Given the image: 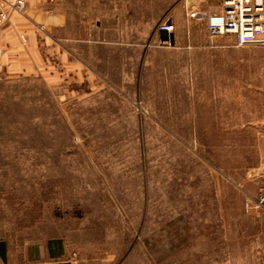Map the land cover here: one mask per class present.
<instances>
[{
  "label": "rangeland",
  "instance_id": "rangeland-1",
  "mask_svg": "<svg viewBox=\"0 0 264 264\" xmlns=\"http://www.w3.org/2000/svg\"><path fill=\"white\" fill-rule=\"evenodd\" d=\"M28 5L67 0L12 12ZM163 7L119 34L95 13L70 11L61 33L39 23L51 44L75 38L82 66L0 74V237L15 253L61 239L72 264H264V211L245 207L264 190V46L211 43L187 15L163 42Z\"/></svg>",
  "mask_w": 264,
  "mask_h": 264
},
{
  "label": "crops",
  "instance_id": "crops-1",
  "mask_svg": "<svg viewBox=\"0 0 264 264\" xmlns=\"http://www.w3.org/2000/svg\"><path fill=\"white\" fill-rule=\"evenodd\" d=\"M176 0H67L66 11L61 7L55 8L51 15H44L42 9L29 7L26 15L8 12L7 18L0 26V74H21L33 71L44 72L48 64L55 63L58 67L78 68L86 59L85 51L73 44V37H66L69 46L64 48L60 44L50 43L47 33L37 28V24H49L55 32H60L69 27L71 23L69 13L73 11L79 18L96 14L95 22H100L99 30L105 33L106 29H113V34H119L123 20L128 23H137V27L144 29V20H138L139 14H145L153 10L154 5L164 6L169 9ZM205 0H183L170 8V20L175 27L181 19H200L207 24L208 9L199 6ZM26 2V0H25ZM192 2L190 9L187 3ZM106 3L111 7L105 8ZM221 3V0L219 1ZM89 5L88 8L84 5ZM198 4V5H197ZM216 4V3H215ZM72 5V9H70ZM91 5V6H90ZM96 5V6H95ZM153 5V6H152ZM163 7V8H164ZM219 9L212 7V13ZM83 22V20H82ZM84 31L85 26L78 24ZM81 29V31H82ZM173 29V30H174ZM158 39L163 42L169 41V32L156 29ZM243 47V46H242ZM240 48V47H236ZM47 244L34 245V251H27L26 244L18 247L17 253L12 250L11 244L5 237H0V263L2 264H72L67 246L61 239H56ZM29 246V245H28Z\"/></svg>",
  "mask_w": 264,
  "mask_h": 264
},
{
  "label": "built area",
  "instance_id": "built-area-1",
  "mask_svg": "<svg viewBox=\"0 0 264 264\" xmlns=\"http://www.w3.org/2000/svg\"><path fill=\"white\" fill-rule=\"evenodd\" d=\"M24 8L25 0H0V25L9 11L22 12ZM157 28L171 32L174 25L169 18H165ZM206 33L211 43L218 37H228L234 47L249 44L264 46V0H221L219 11L208 16ZM245 207L264 211V190L254 199H247ZM72 259L75 264H80L76 262L74 253Z\"/></svg>",
  "mask_w": 264,
  "mask_h": 264
}]
</instances>
